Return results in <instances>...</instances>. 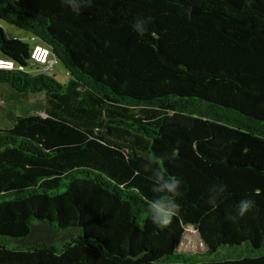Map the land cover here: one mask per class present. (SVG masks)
<instances>
[{
  "label": "trees",
  "instance_id": "obj_1",
  "mask_svg": "<svg viewBox=\"0 0 264 264\" xmlns=\"http://www.w3.org/2000/svg\"><path fill=\"white\" fill-rule=\"evenodd\" d=\"M1 22L33 45L8 40ZM36 44L66 85L31 68ZM0 54L17 67L0 69V264H264V0H91L78 13L0 0ZM149 160L181 181L165 229L148 210ZM215 184L227 192L213 210ZM36 222L59 248L15 241ZM242 245L249 254L197 258Z\"/></svg>",
  "mask_w": 264,
  "mask_h": 264
},
{
  "label": "clouds",
  "instance_id": "obj_2",
  "mask_svg": "<svg viewBox=\"0 0 264 264\" xmlns=\"http://www.w3.org/2000/svg\"><path fill=\"white\" fill-rule=\"evenodd\" d=\"M62 2L77 13L83 7L91 5V0H62ZM133 29L138 34L144 35L147 31L146 20L137 18L133 24ZM142 167L146 173H150L148 179L152 181V191L158 194L155 199L148 201L151 221L158 228L165 229L171 225L173 217H178L180 205L176 202L175 198L181 195L179 191L181 181L177 178H169L166 173L156 165L155 161H146ZM226 192L227 185H213L206 203L215 210L217 201L223 198ZM252 206L253 201L249 199L241 200L237 206V215L243 218L250 211Z\"/></svg>",
  "mask_w": 264,
  "mask_h": 264
},
{
  "label": "rangeland",
  "instance_id": "obj_3",
  "mask_svg": "<svg viewBox=\"0 0 264 264\" xmlns=\"http://www.w3.org/2000/svg\"><path fill=\"white\" fill-rule=\"evenodd\" d=\"M1 26H2V29H3V32H4V35L5 37L8 39V40H18V41H25L27 43H29L30 45H33L34 41L31 39L30 37V34L22 29H19L18 27L12 25V24H9V23H6V22H1ZM1 55V54H0ZM35 72H39V73H45L49 76H54L55 79L62 85H66L67 83V75H66V71L63 67V65L59 62V61H56L54 63V66L53 68L50 70V71H45L43 72L42 69H39ZM33 72V73H35ZM26 103H28L29 101H25ZM42 103L43 101H38V104L34 105V104H31L28 108L30 112H38L40 110H42ZM4 110L5 109H8L9 111H13L15 114L17 115H23L24 113L26 112H23V110H25V108H22L21 106H18L14 103H6L5 105H1ZM9 120L5 119V120H2L0 118V126L2 127H7V126H10L9 124ZM9 124V125H8ZM36 229L34 231V233L27 239V240H15L19 243H34L35 241H40L41 239H48V240H52V241H55L56 243H54L53 245H55L56 247H60V244L57 243L60 239V236L59 235H55V233L45 229V228H42L40 226L41 223L39 222H36ZM189 230V234L187 235V242H190V243H196V241H198V236L196 234V232L194 231L193 228H188ZM186 242V243H187ZM194 249V247H189L187 246L186 247V250H189V249ZM221 250H225L226 252L225 253H222ZM251 249H248L246 247V245H242V246H235V247H230V246H225V247H222L220 248L217 252H207L206 254L202 255L200 253H197V258L198 259H219V258H223V257H227V258H230V257H234L236 255H240V254H243V255H247L249 254V251ZM264 252V249L260 250V251H256L254 254L258 255V254H261Z\"/></svg>",
  "mask_w": 264,
  "mask_h": 264
},
{
  "label": "built area",
  "instance_id": "obj_4",
  "mask_svg": "<svg viewBox=\"0 0 264 264\" xmlns=\"http://www.w3.org/2000/svg\"><path fill=\"white\" fill-rule=\"evenodd\" d=\"M55 62L56 58L53 56L49 47L42 44L34 45L31 51V68L34 69L36 67L37 69H42L43 72L50 71ZM16 68L13 61L0 58V69L14 70Z\"/></svg>",
  "mask_w": 264,
  "mask_h": 264
},
{
  "label": "water",
  "instance_id": "obj_5",
  "mask_svg": "<svg viewBox=\"0 0 264 264\" xmlns=\"http://www.w3.org/2000/svg\"><path fill=\"white\" fill-rule=\"evenodd\" d=\"M56 58V57H55ZM56 60H57V58H56Z\"/></svg>",
  "mask_w": 264,
  "mask_h": 264
}]
</instances>
